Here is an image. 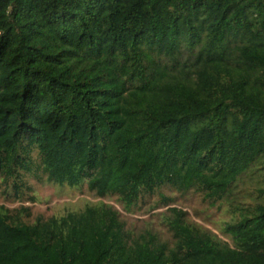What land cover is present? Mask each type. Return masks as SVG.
Masks as SVG:
<instances>
[{
	"label": "trees",
	"instance_id": "trees-1",
	"mask_svg": "<svg viewBox=\"0 0 264 264\" xmlns=\"http://www.w3.org/2000/svg\"><path fill=\"white\" fill-rule=\"evenodd\" d=\"M264 167V0H0V186L25 176L126 204L224 199ZM32 197H28L30 200ZM166 207L168 239L112 205L26 222L0 205V264H264V199L230 243Z\"/></svg>",
	"mask_w": 264,
	"mask_h": 264
},
{
	"label": "rangeland",
	"instance_id": "rangeland-1",
	"mask_svg": "<svg viewBox=\"0 0 264 264\" xmlns=\"http://www.w3.org/2000/svg\"><path fill=\"white\" fill-rule=\"evenodd\" d=\"M29 190H24V197H7L5 188L0 186V205L8 209L27 207L28 215L22 217L26 222L36 218L59 216L67 211L79 210L87 204H109L119 213L125 228L133 235L150 230L163 239L169 238V233L162 222V213L166 207L162 204V196L171 199V205L186 211L189 221L202 228L209 229L219 238L230 243V234L225 232V226L232 220L233 205L237 202L262 201L264 199V167L253 169L243 175L231 189V193L222 200L212 202L200 193L187 191L177 192L169 187H163L150 195H145L137 201L126 204L115 195L95 196L88 190V181L81 185L56 183L48 181L40 171L25 176ZM28 197H32L28 200Z\"/></svg>",
	"mask_w": 264,
	"mask_h": 264
}]
</instances>
